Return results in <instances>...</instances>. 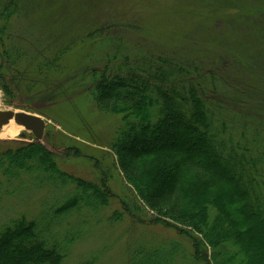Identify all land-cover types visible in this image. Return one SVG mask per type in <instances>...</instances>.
Masks as SVG:
<instances>
[{
	"label": "trees",
	"instance_id": "obj_1",
	"mask_svg": "<svg viewBox=\"0 0 264 264\" xmlns=\"http://www.w3.org/2000/svg\"><path fill=\"white\" fill-rule=\"evenodd\" d=\"M20 1L0 0V70L3 61L12 67L17 60L11 36ZM100 35L87 33L81 42ZM124 41L103 36L107 51L81 76L95 110L121 117L108 149L134 194L126 213H153L149 221L188 240L197 264H264V140L249 138L264 128V109L252 105L256 93L194 63ZM15 78L5 81L0 74L5 95L12 96ZM71 154L69 149L65 156ZM59 165L38 143L0 141V206L4 198L24 201L29 187L57 192L37 218L16 211L18 216L0 224V264H62L78 229L70 234L55 228L72 214L95 215L107 207L105 175L99 174L100 185ZM171 252L137 249L127 264H171Z\"/></svg>",
	"mask_w": 264,
	"mask_h": 264
},
{
	"label": "rangeland",
	"instance_id": "obj_2",
	"mask_svg": "<svg viewBox=\"0 0 264 264\" xmlns=\"http://www.w3.org/2000/svg\"><path fill=\"white\" fill-rule=\"evenodd\" d=\"M20 2L11 36L17 60L12 67L3 61L5 68L0 70L5 81L17 77L16 82L10 81L12 96L2 93L0 110L40 116L45 123L41 145L56 155L60 170L97 184L103 174L108 191L105 209L95 215L88 211L72 214L55 228L70 234L78 229L62 264H127L141 248L172 251L170 262L176 264H197L188 240L174 229L149 221L153 213L140 210L133 212V218L126 213L124 206L134 205V194L108 149L121 117L95 110L82 71L91 60L104 56L108 43L102 42L103 36L121 37L136 49L194 63L203 71L216 72L223 82L252 87L257 96L252 105L264 109V0ZM108 24L114 26L108 30ZM87 33L102 36L99 42L94 36L81 42ZM235 58L239 61L234 65ZM216 85L221 89L220 83ZM255 131L259 136L249 138L264 140V128ZM32 139L21 128L15 139L0 141L32 143ZM69 149L71 156L78 152L66 157ZM55 192L48 186L41 191L29 187L24 201L4 198L0 224L18 216L16 211L37 218L45 203L50 206ZM114 213L120 217L113 218Z\"/></svg>",
	"mask_w": 264,
	"mask_h": 264
},
{
	"label": "water",
	"instance_id": "obj_3",
	"mask_svg": "<svg viewBox=\"0 0 264 264\" xmlns=\"http://www.w3.org/2000/svg\"><path fill=\"white\" fill-rule=\"evenodd\" d=\"M11 121L16 126L23 128L24 131L29 132L36 142L42 140L45 123L39 116L24 112H0V129Z\"/></svg>",
	"mask_w": 264,
	"mask_h": 264
},
{
	"label": "bare ground",
	"instance_id": "obj_4",
	"mask_svg": "<svg viewBox=\"0 0 264 264\" xmlns=\"http://www.w3.org/2000/svg\"><path fill=\"white\" fill-rule=\"evenodd\" d=\"M21 132V127L16 126L12 121L0 129V139H15Z\"/></svg>",
	"mask_w": 264,
	"mask_h": 264
},
{
	"label": "built area",
	"instance_id": "obj_5",
	"mask_svg": "<svg viewBox=\"0 0 264 264\" xmlns=\"http://www.w3.org/2000/svg\"><path fill=\"white\" fill-rule=\"evenodd\" d=\"M0 97H1V92H0Z\"/></svg>",
	"mask_w": 264,
	"mask_h": 264
}]
</instances>
